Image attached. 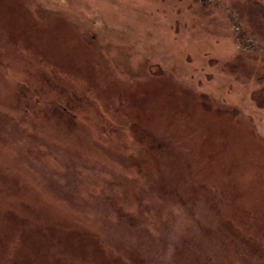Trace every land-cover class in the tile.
<instances>
[{"label":"rangeland","instance_id":"374dc122","mask_svg":"<svg viewBox=\"0 0 264 264\" xmlns=\"http://www.w3.org/2000/svg\"><path fill=\"white\" fill-rule=\"evenodd\" d=\"M238 31L264 0H0V264H264Z\"/></svg>","mask_w":264,"mask_h":264},{"label":"trees","instance_id":"16d2710c","mask_svg":"<svg viewBox=\"0 0 264 264\" xmlns=\"http://www.w3.org/2000/svg\"><path fill=\"white\" fill-rule=\"evenodd\" d=\"M245 32L248 33L247 31H245ZM246 33H244V31L243 32L242 31H238L237 40L239 41L240 47L243 50H247V48L250 47L253 52L259 51V50L264 52V47L262 45L258 44V43L253 44L255 41L251 40L252 38H250V39H249V37L247 38Z\"/></svg>","mask_w":264,"mask_h":264}]
</instances>
